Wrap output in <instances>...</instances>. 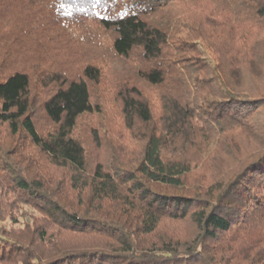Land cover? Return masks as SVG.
Instances as JSON below:
<instances>
[{
  "label": "trees",
  "instance_id": "16d2710c",
  "mask_svg": "<svg viewBox=\"0 0 264 264\" xmlns=\"http://www.w3.org/2000/svg\"><path fill=\"white\" fill-rule=\"evenodd\" d=\"M0 264H264V0H0Z\"/></svg>",
  "mask_w": 264,
  "mask_h": 264
},
{
  "label": "rangeland",
  "instance_id": "374dc122",
  "mask_svg": "<svg viewBox=\"0 0 264 264\" xmlns=\"http://www.w3.org/2000/svg\"><path fill=\"white\" fill-rule=\"evenodd\" d=\"M4 225L7 226V227H10V226H11V224H10L9 221H6V222L4 223Z\"/></svg>",
  "mask_w": 264,
  "mask_h": 264
}]
</instances>
